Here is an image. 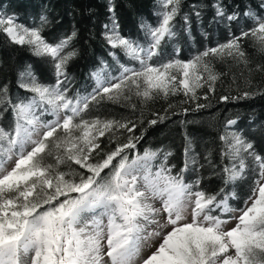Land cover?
Returning a JSON list of instances; mask_svg holds the SVG:
<instances>
[{
    "label": "snow or ice",
    "instance_id": "1",
    "mask_svg": "<svg viewBox=\"0 0 264 264\" xmlns=\"http://www.w3.org/2000/svg\"><path fill=\"white\" fill-rule=\"evenodd\" d=\"M180 2L160 0L163 10L157 13V26L142 25L147 28L146 45L120 36L113 15L111 29L105 34L108 43L138 61L140 67L121 65L120 75L111 78L115 82L94 73L96 88L85 97H69L64 86L68 61L75 55L65 49L76 37L75 30L50 44L42 36L49 23L46 16L39 17V26L28 27L19 23L15 14L0 13V33L14 45L27 46L33 55L50 58L57 78L54 85H44L31 70L22 73L20 87L33 95L27 102L12 104L13 130L0 128V264H135L143 243L156 237H162L161 242L141 264H264V156L251 142L237 133L220 137L227 146L224 155L232 161L223 169L225 185H234L249 171L242 153L255 161L251 193L243 207L234 208L229 204V199L237 198L234 191L226 193L221 188L220 193L209 194L200 188V179L186 182L184 173L195 163L189 154L190 140L184 167L173 174L174 166L167 163L170 152L164 153L159 164V150L145 149L142 155L130 158L126 150L135 149L142 136L130 135L126 143L103 152L100 137L119 129L133 133L136 125L131 121L89 120L81 115L98 96L116 100L132 90L145 101L156 95L167 98L181 90L185 97L196 100L197 89L207 84L212 92L218 79L208 57L243 59L240 41L247 37L254 38L264 50V15L249 10L243 15L253 26L239 36L232 35L225 43L206 48L187 61L173 58L157 65L149 63L159 54L162 42L175 35L172 22ZM213 7L217 17H225L220 4ZM259 7L264 9V2ZM109 12L114 13L111 0ZM236 18L235 13L226 16L228 21ZM184 19L187 23L186 16ZM3 93H7L6 86ZM243 95L247 98L250 94ZM228 99L221 97L222 101ZM201 107L205 105L197 104ZM37 109L54 119L41 121ZM166 118L160 116L159 120ZM235 123L228 120L226 127ZM94 154L100 158L95 159ZM45 155L53 156L55 164L45 162ZM152 201H159L160 207ZM189 208L190 221L185 215ZM217 211L219 215H213ZM237 212L238 216L228 215ZM233 220L235 226L226 229ZM151 224L157 229L147 231ZM169 226V231H161Z\"/></svg>",
    "mask_w": 264,
    "mask_h": 264
},
{
    "label": "trees",
    "instance_id": "2",
    "mask_svg": "<svg viewBox=\"0 0 264 264\" xmlns=\"http://www.w3.org/2000/svg\"><path fill=\"white\" fill-rule=\"evenodd\" d=\"M262 2L264 0H181L179 13L172 22L175 35L170 42V51L173 52L172 47L175 46L179 47L178 54L193 56L206 48L225 43L232 35L239 36L242 30L253 26L252 20L243 13L251 10L264 15V9L259 7ZM216 3L223 7L225 17L216 16L213 7ZM111 4L114 13L109 12V0H0V13L15 14L18 22L28 27L39 26V17L46 16L49 23L44 26L42 36L50 44H56L76 31V37L65 49L75 52L68 61V80L65 81L69 86L68 92L74 94L92 88L91 74L94 71H114L117 61L129 64L121 51L112 49L105 38V25L112 26L113 15L119 26V35L138 43L146 40V27L142 25L154 26L157 0H111ZM196 12L200 13L199 17ZM234 13L237 18L228 21L226 16ZM166 42L168 40L164 41L161 50ZM240 45L245 53L243 59L207 58L218 79L212 92L208 85L197 89L196 100L185 97L180 91L167 98L156 95L145 101L134 91H129L116 100L98 96L91 101L82 116L131 121L136 125L133 133L119 129L100 137L103 152L111 151L117 143H126L130 135L142 136L135 149L126 150L130 158L142 155L145 149L159 150L156 162H160L164 153L170 152L167 163L174 166L172 172L176 174L184 167L185 147L190 140L189 154L195 158V163H190L189 170L184 173L186 182L200 179V188L209 194L220 193L221 188L226 193L234 191L237 198L230 199L229 203L240 208L254 185L255 174L251 169L255 161L247 155L249 171L245 178L234 185H225L223 169L230 167L232 161L224 155L226 146L220 137L224 136L227 121L235 120L233 129L264 156V70H260L264 68V50L252 37L242 39ZM110 53H115V57ZM29 70L41 84L55 83V68L50 58L35 56L27 46L14 45L0 33V128L6 131H12L15 125L12 104L28 95L20 87L19 76ZM5 86L6 95L3 93ZM245 92L250 94L249 97H244ZM222 96L229 99L222 101ZM197 104L205 107L197 108ZM160 116L167 118L160 121ZM151 120L158 122L151 125ZM99 158L95 156V159ZM222 196L223 193L217 198Z\"/></svg>",
    "mask_w": 264,
    "mask_h": 264
},
{
    "label": "rangeland",
    "instance_id": "3",
    "mask_svg": "<svg viewBox=\"0 0 264 264\" xmlns=\"http://www.w3.org/2000/svg\"><path fill=\"white\" fill-rule=\"evenodd\" d=\"M156 6H157V13H159V12H161L162 10H163V8H162V5L160 4V0H157V4H156ZM158 21H159V16L156 14V18H155V21H154V26H151V27H155V26H157V24H158ZM111 29V27H109V29H106L105 30V34H106V32H108L109 30ZM146 31H147V28H145V34H146ZM105 38H106V36H105ZM172 40H173V37H172V39H170V40H168V42H166L165 43V47L163 48V50H161V47H160V51H159V54L157 55V56H154L153 58H152V60L151 61H149V63H151V64H153V65H157V64H160V63H163V62H167L168 60H171V59H173V58H177V59H180V60H183V61H187V60H189V59H191L193 56H190V55H187V54H184V55H180V54H178V48L179 47H172L173 48V52H171L170 51V49H171V43L170 42H172ZM106 41H107V43H108V40L106 39ZM163 43L164 42H162V44H161V46L163 45ZM139 44H141V45H146L147 44V39L145 40V43H139ZM173 44V43H172ZM108 45L111 47V45L108 43ZM173 46V45H172ZM112 48V47H111ZM112 49H114V48H112ZM115 49H118V50H120L121 51V53L128 59V61H129V64H124V63H120L119 61H117L116 62V66H115V70L114 71H112V70H109V69H105V70H97V71H94L92 74H91V81H92V83H93V86H92V88H90V89H87V90H83V91H81L80 90V92H77V93H74V94H71V93H69L68 91H67V95L69 96V97H77V96H79V97H85V96H89V94H92L93 93V90L96 88V79L94 78V73H98L99 75H101L106 81H108V82H115V81H113L111 78L112 77H118L119 75H120V73H121V71H122V68H121V65H124V66H127V67H129V68H134V69H138L139 67H140V64H139V62L138 61H135V60H131V59H129L125 54H124V52L120 49V48H115ZM65 52H67V51H65ZM28 71H24V72H22V73H27ZM21 73V74H22ZM206 75V74H205ZM55 76H56V74H55ZM24 79H25V82H27V80H28V78H27V76H25L24 77ZM57 79V78H56ZM61 79H63L62 77H61ZM20 81H21V75L19 76V83H20ZM55 83H56V80H55ZM54 83V84H55ZM53 84V85H54ZM65 87H67V89H69V86L65 83V85H64ZM205 86H207V84H205ZM22 89H24V88H22ZM25 90V89H24ZM132 91H134L135 92V90H132ZM132 91H130V92H132ZM181 92L183 93V91L181 90ZM27 93H28V95L25 97V98H23V99H21V100H19L17 103H19L20 101H25V102H27V98H29V97H31L33 94L31 93V92H29V91H27ZM104 96H106V95H104ZM1 105V104H0ZM36 115L37 116H39V119L41 120V121H50V120H52V119H54V117L52 116V115H50V114H47V113H43V110L42 109H37V111H36ZM63 115V114H62ZM84 119H89V120H91L92 118H89V117H84V116H82ZM14 119H15V116H14ZM80 118L78 117L77 118V120H79ZM15 121V120H14ZM15 126V125H14ZM230 133H237L234 129H233V125H231V126H228V127H226V129H225V132H224V136H226V135H229ZM238 134V133H237ZM225 143V142H224ZM225 146H226V144H225ZM29 148H30V146H29ZM226 148H227V146H226ZM242 156H244L246 159H247V153H242ZM161 161V160H160ZM45 162H47V163H53V164H55V159H54V157L53 156H48V155H45ZM157 164H159L160 162H156ZM11 166H12V163L10 162L8 165H7V167L8 168H11ZM255 166V164L253 165V167ZM72 167L73 168H77L78 169V166L77 165H72ZM61 168H62V170H66V168L64 167V166H61ZM79 171H84L83 169H79ZM254 180H255V178H254ZM253 183H254V181H253ZM230 200V199H229ZM152 203L154 204V206L155 207H160V202L159 201H152ZM230 204V203H229ZM244 206V203L242 204V206L241 207H243ZM240 207V208H241ZM163 216H165L166 217V214H162ZM185 215L187 216V218H188V221H190V219H191V215H190V208H189V210H188V212H186L185 213ZM213 215H219V211H217V212H214L213 213ZM229 216H232V215H236V216H238L239 215V213L237 212V213H229L228 214ZM162 222H164V221H162ZM104 223L106 224L107 223V217H104ZM235 223H236V221H231L230 223H228L225 227H226V229H230V228H232V227H234L235 226ZM153 229H157V225L156 224H151V225H148V227H147V231H152ZM170 230V226H169V228H166V229H162L161 231L162 232H166V231H169ZM161 240H162V237H156V238H153V239H150L149 241H147V242H145V243H143V245H142V247H141V251H140V255H139V257L136 259V261H135V264H141V262H142V260L144 259V258H146L148 255H150L152 252H154L155 250H156V247H158V245H159V243L161 242ZM105 251H106V246H105ZM105 261H107L108 260V258L105 256Z\"/></svg>",
    "mask_w": 264,
    "mask_h": 264
}]
</instances>
